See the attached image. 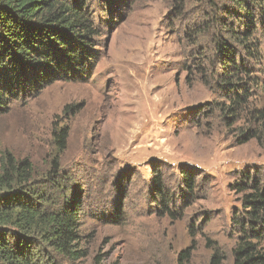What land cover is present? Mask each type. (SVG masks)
I'll list each match as a JSON object with an SVG mask.
<instances>
[{
	"label": "rangeland",
	"instance_id": "374dc122",
	"mask_svg": "<svg viewBox=\"0 0 264 264\" xmlns=\"http://www.w3.org/2000/svg\"><path fill=\"white\" fill-rule=\"evenodd\" d=\"M89 1L101 30L95 69L0 114V157L6 149L30 157L42 173L53 129L69 128L62 175L83 205L86 256L59 263L210 264L219 249L222 264H234L236 188L244 172L264 183V147L237 144L242 123L228 125L217 103L216 67L201 52L211 54L210 33H201L210 0ZM255 66L259 72L264 62ZM183 170L193 175L194 194ZM157 176L177 218L155 199Z\"/></svg>",
	"mask_w": 264,
	"mask_h": 264
},
{
	"label": "trees",
	"instance_id": "16d2710c",
	"mask_svg": "<svg viewBox=\"0 0 264 264\" xmlns=\"http://www.w3.org/2000/svg\"><path fill=\"white\" fill-rule=\"evenodd\" d=\"M209 5L201 33H210L211 54L204 52L206 47L201 52L216 67L220 111L228 125L242 123L235 128L237 144L256 140L264 147V66L259 72L255 68L264 62V0H210ZM100 37L89 0H0V114L58 81L89 77L98 62ZM69 133L66 126L53 129L54 152L42 173L30 157L2 152L0 264H62L59 258L72 262L86 256L81 246L83 205L62 175ZM182 172L194 194L193 175ZM242 179L236 188L240 210L232 217L238 235L234 264H264V183L248 172ZM155 187V199L177 218L159 176ZM193 249L195 245L182 250L179 259H188ZM223 260L216 249L210 264Z\"/></svg>",
	"mask_w": 264,
	"mask_h": 264
}]
</instances>
